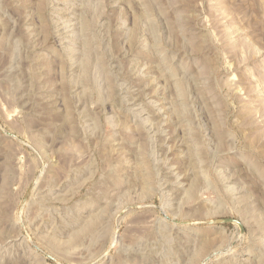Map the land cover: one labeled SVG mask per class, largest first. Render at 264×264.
<instances>
[{"label": "rangeland", "instance_id": "1", "mask_svg": "<svg viewBox=\"0 0 264 264\" xmlns=\"http://www.w3.org/2000/svg\"><path fill=\"white\" fill-rule=\"evenodd\" d=\"M0 264H264V0H0Z\"/></svg>", "mask_w": 264, "mask_h": 264}, {"label": "water", "instance_id": "2", "mask_svg": "<svg viewBox=\"0 0 264 264\" xmlns=\"http://www.w3.org/2000/svg\"><path fill=\"white\" fill-rule=\"evenodd\" d=\"M228 220L229 221H234V222L238 223L240 225V227H242L241 223L238 220H236V219H228Z\"/></svg>", "mask_w": 264, "mask_h": 264}]
</instances>
